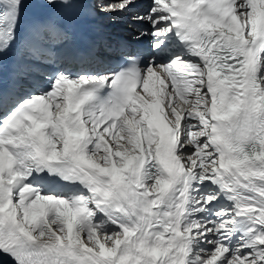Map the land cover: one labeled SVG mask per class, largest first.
I'll list each match as a JSON object with an SVG mask.
<instances>
[{
	"label": "snow or ice",
	"instance_id": "obj_1",
	"mask_svg": "<svg viewBox=\"0 0 264 264\" xmlns=\"http://www.w3.org/2000/svg\"><path fill=\"white\" fill-rule=\"evenodd\" d=\"M39 2L0 0V264H264V0H150L146 53L73 56L84 0Z\"/></svg>",
	"mask_w": 264,
	"mask_h": 264
},
{
	"label": "bare ground",
	"instance_id": "obj_2",
	"mask_svg": "<svg viewBox=\"0 0 264 264\" xmlns=\"http://www.w3.org/2000/svg\"><path fill=\"white\" fill-rule=\"evenodd\" d=\"M36 2L40 3L39 0ZM114 0H91L92 13L95 11L96 5L101 3H111ZM150 0H135L125 14H92V20H94L96 27L103 35L112 39L117 36H123L125 38L136 39L138 35V29L142 26L139 24H133L131 17L137 13H143L148 7ZM41 4V3H40ZM150 37H144L139 41L147 42L150 44Z\"/></svg>",
	"mask_w": 264,
	"mask_h": 264
}]
</instances>
